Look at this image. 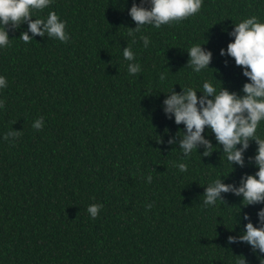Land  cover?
<instances>
[{
    "label": "trees",
    "instance_id": "obj_1",
    "mask_svg": "<svg viewBox=\"0 0 264 264\" xmlns=\"http://www.w3.org/2000/svg\"><path fill=\"white\" fill-rule=\"evenodd\" d=\"M133 2L51 0L33 13L66 21V43L31 32L24 43L27 23L7 29L10 45L0 47L7 82L0 87V264H237L242 256L264 264V253L247 243H228L245 230V213L260 227L264 204L244 206L233 193L203 204L215 179L238 187L242 175L258 171L248 159L256 142L244 152L245 166H232L206 127L212 154L201 156L200 146L185 157L179 137L167 143L184 125L163 111L166 93L190 87L199 97L205 81L243 95L249 80L220 49L234 39L235 24L253 15L264 22V0H202L180 23L144 26L135 43L128 35L136 27ZM141 35L150 39L147 48ZM195 45L212 52L200 73L187 65ZM127 46L138 74L128 72ZM257 135L264 139V121ZM180 163L186 172L174 166ZM93 204L103 205L95 219L87 211Z\"/></svg>",
    "mask_w": 264,
    "mask_h": 264
},
{
    "label": "clouds",
    "instance_id": "obj_2",
    "mask_svg": "<svg viewBox=\"0 0 264 264\" xmlns=\"http://www.w3.org/2000/svg\"><path fill=\"white\" fill-rule=\"evenodd\" d=\"M145 3L150 6L146 7ZM50 4L51 0H0V25L3 26L0 28V47L10 45L7 29H18L23 23L28 25L27 31L22 32L19 37L24 43L33 40L28 35L29 32L33 36H44L47 33L50 38H55L62 43L68 42L70 37L65 31L67 22L60 20L56 12H49L46 19H33L34 12L43 11ZM201 6L202 0H140L139 4L134 0L128 11L136 27L129 28L128 35L133 37L135 43V33L140 32L144 26L150 25L158 29L162 25L171 26L172 22L180 23L197 14ZM228 35L234 39L228 43L226 50L220 49V54L234 58L235 64L242 67L243 75L249 80L243 85V95L236 91H229L222 85L217 91L216 87L208 81L203 83V90L200 91L203 94L199 97L197 91L190 87H181L180 92L173 88L166 93L163 111L169 119L174 116L176 125L183 124L184 130H180L182 135L177 131L176 136L170 137L167 143L175 144L179 137V147L185 157H189L193 150L197 151L200 146L204 148V151L200 153L201 156H210L214 146L204 135L207 127L214 134L217 146H222L228 163L243 168L245 166L244 152L249 148L250 141L254 140L258 146L256 154L248 159L255 164L258 171L254 175H242L238 187L233 183H223L221 177L215 179L205 188L203 204L213 206L217 200L224 201L221 193L242 196L244 206L264 204V139L257 135L258 124L264 121V22H260L253 15L235 24ZM140 40L147 48L150 43L149 37L141 35ZM187 52L189 56L187 65L193 72L200 73L203 69L210 68L211 51L205 50L202 45H195ZM123 57L129 61V74L135 75L141 72L140 64L134 62L135 53L129 46L123 48ZM160 79L163 81L165 76L162 74ZM0 87H7L5 77H0ZM2 107H4V101L0 100V108ZM33 127L38 131L41 130L43 117L37 119ZM8 135L18 137L21 133H7L5 140ZM158 142L163 143V140L160 138ZM174 166L178 167L180 172L187 171L185 163ZM147 179L151 183L150 175ZM147 207L151 208L152 205L149 204ZM101 208H103L102 204H93L87 211L95 219ZM257 216L260 227L254 226L249 214L245 213L243 219L248 221L244 226L245 230L238 237L229 236L228 243H247L254 253H264V208L258 211ZM237 264H247V261L242 256Z\"/></svg>",
    "mask_w": 264,
    "mask_h": 264
}]
</instances>
